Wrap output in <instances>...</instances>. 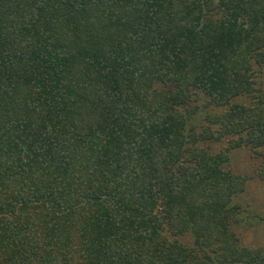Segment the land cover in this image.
I'll return each mask as SVG.
<instances>
[{
	"label": "trees",
	"instance_id": "1",
	"mask_svg": "<svg viewBox=\"0 0 264 264\" xmlns=\"http://www.w3.org/2000/svg\"><path fill=\"white\" fill-rule=\"evenodd\" d=\"M254 65L264 0H0V264H263L225 167L264 157Z\"/></svg>",
	"mask_w": 264,
	"mask_h": 264
},
{
	"label": "rangeland",
	"instance_id": "2",
	"mask_svg": "<svg viewBox=\"0 0 264 264\" xmlns=\"http://www.w3.org/2000/svg\"><path fill=\"white\" fill-rule=\"evenodd\" d=\"M253 70L256 87L261 88L264 92V65L261 68L254 65ZM237 101L247 103L248 99L240 97ZM202 102L203 99L200 100V103ZM200 112L194 117L193 122L196 124H204L203 116L205 114L218 113L220 109L210 108L202 111V113ZM200 145L216 152L223 150L227 143L226 140H223L219 143H200ZM259 153L264 154V148H261ZM228 155L229 161L225 167L234 173L248 176L245 190L234 196L232 200L233 204L240 206L241 212L238 215V221L232 224L231 229L237 234L242 245L264 247V180L257 176V172L264 163V157L251 152L246 147L233 149ZM179 240L188 246L193 245V237L190 233H186Z\"/></svg>",
	"mask_w": 264,
	"mask_h": 264
}]
</instances>
